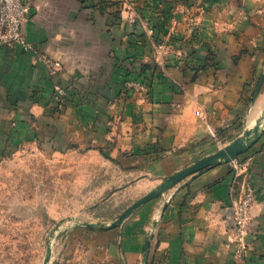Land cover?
I'll use <instances>...</instances> for the list:
<instances>
[{"label": "crops", "instance_id": "obj_1", "mask_svg": "<svg viewBox=\"0 0 264 264\" xmlns=\"http://www.w3.org/2000/svg\"><path fill=\"white\" fill-rule=\"evenodd\" d=\"M30 1L23 32L33 50L0 47V145H8L13 132L10 144L37 133L43 145L67 140L89 146L100 160L115 163L122 177L135 179L129 185L138 188L133 204L214 153L216 139L233 140L254 127L264 92L253 106V91L249 96L242 83L264 53V0H210L213 6L188 0L199 11H173L170 29L179 18L185 27L198 17L210 36L204 40L219 50L228 70L191 79L178 71L174 76L186 88L161 81L148 89L127 82L147 60L135 11L138 3L155 0ZM154 13L144 10L149 19ZM199 45L205 50L207 42ZM241 48L257 53L242 60V74L231 60ZM44 56L60 61V68L54 71ZM59 87L65 91L62 107ZM235 159L245 164L206 165L122 222L81 230L90 258L107 264H264V127ZM248 186L256 199L244 244L235 235L234 201Z\"/></svg>", "mask_w": 264, "mask_h": 264}, {"label": "rangeland", "instance_id": "obj_2", "mask_svg": "<svg viewBox=\"0 0 264 264\" xmlns=\"http://www.w3.org/2000/svg\"><path fill=\"white\" fill-rule=\"evenodd\" d=\"M171 1L138 3L133 17L134 22L138 17L144 30L138 36L146 42L147 60L142 67L148 66L147 79L152 84L165 81L186 88L187 82L174 76L178 71L191 79L200 73L228 70L219 50L204 40L210 36L203 32L198 17L185 27L179 25V18L178 26L170 29L173 11H199L195 3L188 7V0ZM206 1L210 6L215 3ZM144 10L155 13L149 19ZM203 41L207 42L205 50L199 48ZM256 54L247 48L233 52L232 67L244 73L242 60ZM262 54L253 60L257 65L250 66L249 79L242 83L249 96L253 91V106L264 92ZM262 115L264 106L254 118V128L264 127ZM237 138L216 139L214 152ZM39 139L35 133L24 140L16 138L14 144L0 145V264H107L90 258L80 231L98 230L119 218L138 197V188L129 186L135 179L122 177L123 171L115 163L100 160L99 151L89 146L67 140L43 145ZM119 184L124 186L118 188Z\"/></svg>", "mask_w": 264, "mask_h": 264}, {"label": "built area", "instance_id": "obj_3", "mask_svg": "<svg viewBox=\"0 0 264 264\" xmlns=\"http://www.w3.org/2000/svg\"><path fill=\"white\" fill-rule=\"evenodd\" d=\"M30 0H0V47L5 45H15L28 52L33 50V44L27 39L23 32L24 23L30 15ZM56 71L61 63L58 60H51L43 57ZM151 82L144 76L131 78L127 85L137 87L143 85L146 89L151 86ZM65 91L62 87L57 88L56 97L58 106L64 104ZM234 168L239 169L245 162L234 159L231 162ZM256 199V192L252 186H248L246 193L238 200L234 201L235 206V235L239 243L246 244V235L249 232L251 206Z\"/></svg>", "mask_w": 264, "mask_h": 264}, {"label": "water", "instance_id": "obj_4", "mask_svg": "<svg viewBox=\"0 0 264 264\" xmlns=\"http://www.w3.org/2000/svg\"><path fill=\"white\" fill-rule=\"evenodd\" d=\"M261 130L259 127L247 129L244 134L238 137L236 140L232 142V144L226 148H222L217 152H214L206 157H203L193 163L191 166L182 169L171 177L167 178L164 183H162L158 189L146 194L141 199L134 202L130 207H128L125 212H123L119 218L115 219L113 225L122 222L130 212H132L135 208L143 204L144 202L158 196L164 190L175 185L179 180L183 179L191 175L192 173L199 171L204 166L209 164H214L219 161H232L237 158L238 155L245 152L255 141L260 137ZM246 139V140H245ZM107 225V224H106ZM106 225L104 227H106ZM148 251V250H147ZM146 251V258H147Z\"/></svg>", "mask_w": 264, "mask_h": 264}, {"label": "trees", "instance_id": "obj_5", "mask_svg": "<svg viewBox=\"0 0 264 264\" xmlns=\"http://www.w3.org/2000/svg\"><path fill=\"white\" fill-rule=\"evenodd\" d=\"M148 68V66H146V65H144L143 67H142V69L140 70V76H144V77H148V75H147V69Z\"/></svg>", "mask_w": 264, "mask_h": 264}, {"label": "bare ground", "instance_id": "obj_6", "mask_svg": "<svg viewBox=\"0 0 264 264\" xmlns=\"http://www.w3.org/2000/svg\"><path fill=\"white\" fill-rule=\"evenodd\" d=\"M263 116V115H262ZM261 118V117H260ZM263 118H264V116H263ZM264 123V122H263ZM262 124V123H261ZM246 140V139H245Z\"/></svg>", "mask_w": 264, "mask_h": 264}]
</instances>
